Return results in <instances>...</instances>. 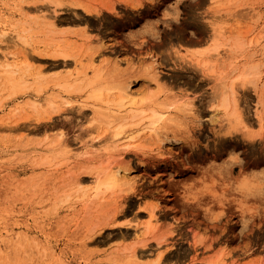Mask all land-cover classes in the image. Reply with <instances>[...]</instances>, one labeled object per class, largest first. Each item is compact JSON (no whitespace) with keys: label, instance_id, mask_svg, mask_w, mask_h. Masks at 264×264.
<instances>
[{"label":"rangeland","instance_id":"rangeland-1","mask_svg":"<svg viewBox=\"0 0 264 264\" xmlns=\"http://www.w3.org/2000/svg\"><path fill=\"white\" fill-rule=\"evenodd\" d=\"M50 14L56 28L39 18ZM6 54L28 83L14 92L0 68V264H264V0H0ZM101 63L120 64L139 96L157 90L139 75L150 66L159 100L191 115L158 135L126 128L112 155L135 117L109 125L85 90L54 85ZM232 84L254 139L215 117ZM108 164L126 184L98 192Z\"/></svg>","mask_w":264,"mask_h":264},{"label":"bare ground","instance_id":"bare-ground-1","mask_svg":"<svg viewBox=\"0 0 264 264\" xmlns=\"http://www.w3.org/2000/svg\"><path fill=\"white\" fill-rule=\"evenodd\" d=\"M54 13H58L57 9L54 10ZM39 18H42L43 21L52 28H56L59 23H61L60 18L53 14L43 15ZM219 46L218 39H216L213 49L218 50ZM199 51L200 50L194 51V53H199ZM14 59L15 58L11 57L10 54H6L3 59L0 60V68L3 69L7 77L12 81L14 92H18L27 88L28 79L26 77H20L19 80H16L18 71ZM93 61L95 62V58ZM102 65L101 63L100 67L91 76H85L73 83L69 82L67 79L64 81H57L54 85L62 86L65 91L69 92L85 90L87 92L88 104L93 107L95 114L109 125H114L119 122L120 118L127 119L129 116L135 117L134 121L130 123L126 121L121 122L115 128L113 132L114 141L108 143L105 147L112 155L119 150L115 140L122 136L126 128H131L133 130L130 139L136 138L134 134L135 130L141 131L143 125H145L143 130H148L152 135H158L169 128L176 129L177 127H181L186 118L191 115V108L186 103H171L167 100H159L158 94L162 91V85L159 83L160 73L158 71L154 72L150 66H146L145 69L143 68L144 70H140L139 75L141 74L140 77L146 76L154 80L157 90H148L139 96L135 95L136 89H134L132 85L134 80H130L125 76V72L122 70L120 64H112L107 67L109 69ZM208 65L213 72V66L210 64ZM238 79L246 80L248 78L246 75H241L236 78V80ZM230 89V91H225L223 93L219 103L216 104L215 117L219 120V114L223 115L227 121V132L229 134L244 131L248 139H254L257 136V131L248 129L245 126V118L239 106L233 84ZM36 92L37 96H39L42 89L38 88ZM31 96L34 97V95ZM57 97L61 96L58 95ZM35 98L36 99L32 98L33 102L39 103L40 98L38 99L36 96ZM66 104L71 105V101L67 100ZM95 122H98V119H96ZM50 125L47 124L48 127H50ZM55 125L57 126L56 123ZM44 130L46 131V129ZM125 148L141 149L143 147L138 144H128ZM86 154L90 153L87 152ZM123 166L121 164L97 166L96 175L93 178L95 189L98 192L101 190L115 192V190L123 188L126 184L124 178L126 174L123 176L122 173L126 168H123ZM78 181L80 184L84 183V179L82 178ZM153 217L154 214L151 213L148 225L145 227V233H149L153 230V226L151 225V219ZM134 255L138 260L143 258L142 255L136 252H134ZM160 259L161 258L156 261V264L160 262Z\"/></svg>","mask_w":264,"mask_h":264}]
</instances>
